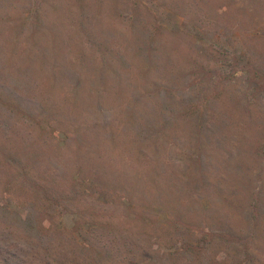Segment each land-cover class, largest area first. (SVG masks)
<instances>
[{"label":"rangeland","instance_id":"374dc122","mask_svg":"<svg viewBox=\"0 0 264 264\" xmlns=\"http://www.w3.org/2000/svg\"><path fill=\"white\" fill-rule=\"evenodd\" d=\"M195 216L264 264V0H0V264H235Z\"/></svg>","mask_w":264,"mask_h":264},{"label":"trees","instance_id":"16d2710c","mask_svg":"<svg viewBox=\"0 0 264 264\" xmlns=\"http://www.w3.org/2000/svg\"><path fill=\"white\" fill-rule=\"evenodd\" d=\"M12 91H14L15 93V90L13 89ZM10 93V92H8ZM17 105L13 106V109L17 110L20 114H23L24 115V112H23V109H20L21 106L19 107H16ZM201 124L199 123L198 124V130H201ZM170 192V196L173 197V201L175 203H178L179 201H176L175 200V197L173 196V192L174 190H169ZM200 198V196H198ZM180 209V208H178ZM203 212H207V211H204ZM202 215L206 216L205 213H202ZM243 217H245L243 215ZM245 222L246 224H243L242 222H240L239 224H242L244 225L243 227L244 228H248V227H253L251 224H250V220L248 219V217H245ZM251 219H254L253 216H251ZM181 221V219H178V222ZM195 221L198 222L202 228H207V227H211L212 225H220V226H225L226 229L229 231L227 233L231 235L230 236H220L218 235L220 241L222 240L223 241V244L224 246H226V248L229 250V254H226L224 253V256H231L234 260H235V264H251L249 261H254L255 262V259L253 257V252H251V249L250 247L247 245V242H241L239 243V245L236 244L235 240L233 238H235V236L237 235L236 232H233V227H235V225H231V224H227L225 222V220L222 218V216H216V217H212V218H203L201 216H195ZM259 223V222H257ZM241 225V226H242ZM255 226L257 225L256 223L254 224ZM198 226V224L196 225ZM209 229V228H208ZM232 230V231H231ZM245 231V233H247L249 236H253L252 235V231L250 229V231H248L247 229H243ZM204 237V236H203ZM210 237L211 239L214 237V234H210ZM247 238V237H246ZM253 238H256V237H253ZM191 239V238H190ZM231 239V240H230ZM192 243H193V240L191 239ZM193 246L196 247V244L194 243ZM232 250V254L230 255V251Z\"/></svg>","mask_w":264,"mask_h":264}]
</instances>
